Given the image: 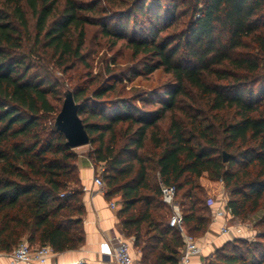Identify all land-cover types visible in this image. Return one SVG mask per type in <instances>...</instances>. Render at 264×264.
<instances>
[{"label": "trees", "instance_id": "trees-1", "mask_svg": "<svg viewBox=\"0 0 264 264\" xmlns=\"http://www.w3.org/2000/svg\"><path fill=\"white\" fill-rule=\"evenodd\" d=\"M92 26L111 46L126 44L140 66L133 75H171L154 101L140 98L152 108L103 99L116 76L94 88L99 78L82 80ZM54 69L73 71L71 87ZM187 88L198 95L189 110ZM66 90L140 264H176L183 246L160 186L174 187L197 238L220 182L232 216L257 217L255 240L227 241L207 264H264V0H0V253L23 240L54 253L84 243L78 154L53 125Z\"/></svg>", "mask_w": 264, "mask_h": 264}, {"label": "rangeland", "instance_id": "rangeland-1", "mask_svg": "<svg viewBox=\"0 0 264 264\" xmlns=\"http://www.w3.org/2000/svg\"><path fill=\"white\" fill-rule=\"evenodd\" d=\"M84 52L86 53L85 62H87V65L80 66L82 80L85 79V77L99 78L97 83H94L91 88H94L99 83V81L104 82L106 80V83H112L114 81L116 82L117 77L119 78V81L116 82L115 90L103 97L105 100H123L130 102L138 108H152L149 103H143L140 98H144L147 101H154L156 92L162 93L175 84L171 75L164 72L162 69H157L150 74L133 75L132 71L136 68H140V66L138 65L136 59L132 58L130 49L122 41H119L116 45L111 46L110 40H107L105 37H103L96 26H92L87 29V40ZM107 68L111 69V73L107 72ZM72 73L73 71H69L67 74H62L58 70H52V76L58 80L60 86H62L63 89L71 87L70 76ZM110 76H116V79L110 78ZM187 93L189 95L183 96L181 98L180 104L186 110H189L190 107H192L190 97L192 96V98L197 99L198 95L190 88H187ZM154 103V105H157V102ZM167 124V117L159 122V126L163 131L165 130ZM74 150L76 152H83L86 154L89 150H91V146L87 144L74 148ZM94 169L96 173L100 174V177L105 182L103 178V172L106 170L104 163L94 164ZM210 198L212 201L219 198L228 200V194L221 182L216 189V193L212 194ZM118 200L119 198L117 196H114L112 199H110V201H112L115 205L117 204ZM256 219L257 217H255L253 220L245 221H242L238 217L229 219L227 225L230 228H233V226L239 223H241L243 226L240 227L241 231L236 237H231L229 234H227L229 239L225 242L232 241L233 239H241L246 241L255 240V234H253V230H255V228L253 227V224ZM206 233L207 230L197 235L196 239H200L199 242L202 241V243H205ZM222 245H212L211 249L209 248L208 250L209 253L204 255L201 254L200 264H207L208 261L213 260V253ZM33 247H35V245ZM226 252H229V250H226ZM0 254L8 255L9 253ZM99 261L100 257L98 256L95 261L96 264H99Z\"/></svg>", "mask_w": 264, "mask_h": 264}, {"label": "crops", "instance_id": "crops-1", "mask_svg": "<svg viewBox=\"0 0 264 264\" xmlns=\"http://www.w3.org/2000/svg\"><path fill=\"white\" fill-rule=\"evenodd\" d=\"M77 167L80 177V185L82 190V200L85 208L83 219L84 227V243L77 249L66 250L63 252L53 253L48 257L46 264H96L98 258L99 243L103 240L109 239L113 236H124L119 229V220L116 216L117 205L114 208H110L108 203L112 201L106 200L104 193L93 183V177L95 175V169L92 160L83 152H77ZM83 187H86L83 190ZM227 200L219 198L211 203V221L207 228L205 236V243L202 241L198 244L200 246V254L192 257L190 264H200L201 254L209 253L211 246L222 245L226 240L231 237H236L241 231L243 225L241 223L230 228L228 233L222 234L220 232V226L227 223L229 219H234L230 213L225 217H216L215 212L225 206ZM236 218V217H235ZM255 234V230H253ZM130 244V250L134 259V262H139L140 253L136 247H133L131 238H128ZM206 246H205V245ZM100 260H103L101 256ZM0 264H28L23 262H13L9 255L0 254Z\"/></svg>", "mask_w": 264, "mask_h": 264}, {"label": "built area", "instance_id": "built-area-1", "mask_svg": "<svg viewBox=\"0 0 264 264\" xmlns=\"http://www.w3.org/2000/svg\"><path fill=\"white\" fill-rule=\"evenodd\" d=\"M93 183L105 193V183L100 177V174L95 173ZM162 199L167 203L171 209L172 214L168 220V225L175 227L181 234L183 246L181 248L180 257L176 264H190L192 257L200 254V246L197 239L186 231L183 223V218L178 204L174 201V187L161 185ZM86 187H83L85 190ZM213 201L210 200V204ZM110 208H114L113 202L108 203ZM230 211L227 206H223L215 212L216 217H225ZM230 227L227 223L220 226L222 234L228 233ZM129 239L118 235L109 239L103 240L99 243L98 255L106 256L107 260H100L99 264H140L135 263L131 250ZM52 248L47 245L31 246L26 240L21 241L8 255L13 262H23L28 264H46L48 257L53 254Z\"/></svg>", "mask_w": 264, "mask_h": 264}, {"label": "water", "instance_id": "water-1", "mask_svg": "<svg viewBox=\"0 0 264 264\" xmlns=\"http://www.w3.org/2000/svg\"><path fill=\"white\" fill-rule=\"evenodd\" d=\"M79 104L74 101L70 90L64 92L62 104L54 118V128L63 133L65 142L71 148H77L89 144V136L84 129L78 115ZM228 154L223 152V161H227ZM107 260L106 256H102Z\"/></svg>", "mask_w": 264, "mask_h": 264}]
</instances>
